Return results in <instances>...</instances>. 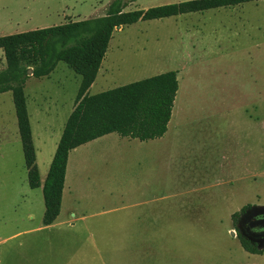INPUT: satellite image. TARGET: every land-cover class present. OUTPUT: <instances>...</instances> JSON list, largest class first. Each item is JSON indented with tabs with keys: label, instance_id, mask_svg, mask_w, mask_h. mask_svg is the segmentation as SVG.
Listing matches in <instances>:
<instances>
[{
	"label": "rangeland",
	"instance_id": "rangeland-1",
	"mask_svg": "<svg viewBox=\"0 0 264 264\" xmlns=\"http://www.w3.org/2000/svg\"><path fill=\"white\" fill-rule=\"evenodd\" d=\"M112 1L3 0L0 23L12 26L13 34L31 31L21 28V21L13 25L32 13L34 23L58 26L100 17ZM121 1L128 12L189 0ZM1 55L0 74L5 69ZM103 65L109 67L102 72L107 77L98 75L88 95L168 71H177L178 91L167 134L157 142L162 156L154 170L138 166L137 140L117 134L72 154L63 216H84L75 230L109 236L91 239L97 253L87 250L89 238H72L79 254H68V261L264 264V253L246 252L235 235L258 248L264 245V237L253 239L239 228L251 212L264 209V0L116 28ZM79 82L60 62L48 78L29 77L25 94L38 104L44 97L54 99L48 106L57 125L70 110ZM26 104L36 133L38 109L28 98ZM43 212L41 191L27 183L12 95L0 94V237L8 238L0 244V264H31L45 255V250L27 249L31 236L23 233L42 226ZM136 215L144 216L145 237L112 236L132 226L120 227V216ZM151 216L154 222L147 220ZM122 240L128 249L121 248Z\"/></svg>",
	"mask_w": 264,
	"mask_h": 264
},
{
	"label": "trees",
	"instance_id": "trees-1",
	"mask_svg": "<svg viewBox=\"0 0 264 264\" xmlns=\"http://www.w3.org/2000/svg\"><path fill=\"white\" fill-rule=\"evenodd\" d=\"M262 0H189L175 4L124 12L121 0H113L103 16L0 36L5 59L0 74V94L11 92L21 142L27 182L40 187L35 149L24 93L29 77H48L62 62L81 80L74 108L64 125L48 174L42 186V224H52L60 213L62 190L69 152L108 134L148 141L164 136L178 91L177 71H168L94 95H88L116 28L138 21L159 20L211 9L230 8ZM32 74H28V70ZM244 206L240 212L246 210ZM237 213L232 215L233 218ZM250 254L262 255L258 248L238 237Z\"/></svg>",
	"mask_w": 264,
	"mask_h": 264
},
{
	"label": "crops",
	"instance_id": "crops-1",
	"mask_svg": "<svg viewBox=\"0 0 264 264\" xmlns=\"http://www.w3.org/2000/svg\"><path fill=\"white\" fill-rule=\"evenodd\" d=\"M1 1H3V0H1ZM0 9H1V13H5L3 11V9H5V7L0 6ZM31 14L32 13H28L22 18L14 20L13 26H19L20 24L16 23V22L21 21L22 26H23L21 28H23V29H24V27L25 28L29 27L26 29H32V30L51 27L49 25L43 26V24H40L41 21L34 23L33 17ZM65 19H66V17H65ZM69 21H72V20H66L64 23H67ZM27 25H30V26H27ZM12 29H13L12 26H6L5 24L0 23V36L11 35V34L15 33V32H11ZM0 54H3L2 50H0ZM1 65L3 67L6 66L5 59H4L3 55H1ZM108 69H109V67L107 65H103V66L100 65L97 76L99 75L101 78H103V77L106 78L107 76L103 75L102 72L105 73ZM62 73H64V71H62ZM48 77H46V78H48ZM80 80H81V78H80ZM79 84H80V82H79ZM94 84H95V81L90 86L89 90L92 88V86ZM78 88H79V86H78ZM5 93H7V92H5ZM24 93H25V86H24ZM2 94H4V93H2ZM25 97L30 99L31 104L35 105L38 109V116H37L38 118L36 120L37 128H36V133H34L33 127H32V118L29 115V111H28V107H27L30 126H31V132H32V139H33V144H34V149H35V163H36V166L38 168L39 179H40V187L37 188V190H40L42 193V186H43L44 181L46 179V176L48 174L49 167H50V164L52 162L57 144L60 140L64 125L66 123L67 118L69 117L70 113L72 112V110L74 108L75 98H74V100L71 101L70 110H68L67 114L64 115V117L61 119V121L57 125H55L51 121L52 114H54V113H53V111H51L50 107L48 106V104L52 100L50 97H48V98L44 97V102L42 104H38V102L35 101V98L31 94H29V96H26V94H25ZM52 101L55 103L54 99ZM59 101L60 100L57 99L56 104H58ZM14 112H15V110H14ZM16 122H17V120H16ZM167 131H168V128H167ZM167 131L164 135L167 134ZM112 134H115V133H112ZM108 135H110V134H108ZM108 135H105V136L100 137L96 140H93V141L88 142L84 145H81V146H79V147H77V148H75L69 152L67 164H66L64 186H63V190H62L60 213H59L58 217L56 218V220L52 224H50L48 226H44L42 224V226H39L37 228L30 229V230L23 232V233H28L31 236L30 237L31 239H29V241L25 243V246L27 249H30L31 251H34V250H45L46 251V253L43 257L37 259L39 261L36 262L35 259H31V261H32L31 264H78V263H75L71 260L68 261V259H69L68 254L74 255V258L76 257L77 254H79V253H77L78 251L75 252L76 249H79V246L77 245L78 243H75V241L73 240L74 237H80V238H86V239L89 238V242L86 243L87 244V246H86L87 250L88 251L90 250L94 253H97V242L96 241L94 242L91 239L94 236H98V235H102L105 237L109 236L107 232H99L98 233L96 231H92L89 229L75 230L76 225H77L76 223L81 221L84 216L82 218L81 217L76 218L75 215L73 214L72 220L68 219L66 215L63 216L64 202H65V200H67L70 197V193H71L70 186H67V177H68V165H69V161H70L72 154L79 153V151L82 148L88 149L89 148L88 146H90L94 142H97V140H100L101 138H105ZM163 138H164V136L161 138H158V139L148 140V141H139L137 139H133V140L138 141L137 148L139 150V157H141V159H142L138 163V166L140 167V169L142 171H149L150 169L154 170L155 166H157L159 164L162 155H161L159 145L157 144V142L160 140H163ZM127 142H129L128 146L132 145L130 143V141H127ZM114 144L119 145L121 143L116 142ZM32 190H34V189H32ZM42 197H43V193H42ZM144 203L145 202L143 201V202H140L138 205H141ZM43 204H44V200H43ZM119 220H120V223H118V224H120V227H122V226L126 227V226H129L130 224L132 226L128 228L129 231H126L122 235H112V236L122 237V239L145 237V235L142 232L143 227L140 225V223H143L145 221L143 215L120 216ZM147 220L150 222H154L155 218H154V216H151V217H148ZM111 221L112 220H108V222H111ZM60 228H70V229L69 230H65V229L63 230ZM71 229H73V230H71ZM52 230H54V231H52ZM17 234H19V233H17ZM17 234L13 235L12 237L16 236ZM62 237H64L65 239L68 238L69 241H65V240H64L65 242L62 241L61 240ZM7 239L8 238H2L1 239V237H0V244H4L3 242H6ZM120 246H121V248H126V249L129 248L128 244L124 240H122L120 242ZM54 250H56L57 253L54 254ZM58 250L60 252H58ZM109 252H112V251L109 250Z\"/></svg>",
	"mask_w": 264,
	"mask_h": 264
},
{
	"label": "flooded vegetation",
	"instance_id": "flooded-vegetation-1",
	"mask_svg": "<svg viewBox=\"0 0 264 264\" xmlns=\"http://www.w3.org/2000/svg\"><path fill=\"white\" fill-rule=\"evenodd\" d=\"M239 228L245 233L246 235L252 237L253 239H261L264 237V214L255 215V216H247L245 217L240 225ZM236 238L241 236L239 232L236 234ZM256 245L254 243H251Z\"/></svg>",
	"mask_w": 264,
	"mask_h": 264
},
{
	"label": "water",
	"instance_id": "water-1",
	"mask_svg": "<svg viewBox=\"0 0 264 264\" xmlns=\"http://www.w3.org/2000/svg\"><path fill=\"white\" fill-rule=\"evenodd\" d=\"M27 72H28L29 75L32 74V70L31 69H29ZM260 214H264V209H257L255 211L251 212L249 216L252 217V216L260 215ZM231 234L234 235V232L232 231Z\"/></svg>",
	"mask_w": 264,
	"mask_h": 264
}]
</instances>
